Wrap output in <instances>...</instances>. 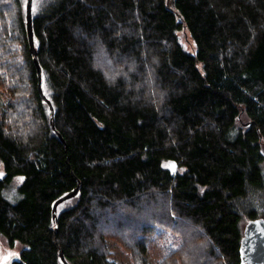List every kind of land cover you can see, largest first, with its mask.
I'll use <instances>...</instances> for the list:
<instances>
[{"label": "trees", "instance_id": "1", "mask_svg": "<svg viewBox=\"0 0 264 264\" xmlns=\"http://www.w3.org/2000/svg\"><path fill=\"white\" fill-rule=\"evenodd\" d=\"M27 1L0 0L12 264H120L119 250L151 264L159 235L175 246L158 264H241L264 219V0H33L53 121Z\"/></svg>", "mask_w": 264, "mask_h": 264}, {"label": "water", "instance_id": "2", "mask_svg": "<svg viewBox=\"0 0 264 264\" xmlns=\"http://www.w3.org/2000/svg\"><path fill=\"white\" fill-rule=\"evenodd\" d=\"M32 4L33 0L27 1V26L29 34V42L31 46V54L33 56L34 62L37 67L38 74V89L41 98L49 105L51 112V121H53L55 116V111L52 103L46 98L43 92V76L41 73V68L38 62L37 50L34 42V35L32 31ZM54 128V127H53ZM55 130V128H54ZM79 194V189L77 188L73 192L62 196L53 204V220L55 225H57L58 218V207L70 199L76 197ZM241 264H264V219L259 218L248 222L244 230V237L242 239L241 248ZM61 261L63 264H68L66 260L61 256Z\"/></svg>", "mask_w": 264, "mask_h": 264}, {"label": "rangeland", "instance_id": "3", "mask_svg": "<svg viewBox=\"0 0 264 264\" xmlns=\"http://www.w3.org/2000/svg\"><path fill=\"white\" fill-rule=\"evenodd\" d=\"M182 43L188 52H194V44L186 36L181 35ZM2 94L0 92V100H2ZM170 246H175V242L171 235L164 236L159 235L153 237V243L148 245V253L150 256L151 264H158L159 260L165 255L167 250H170ZM22 246L17 243L14 249L8 246L6 238L0 234V264H12L14 260L19 257ZM168 250V251H169ZM116 259L120 264H133L132 260L129 259L128 255L119 250L116 255Z\"/></svg>", "mask_w": 264, "mask_h": 264}, {"label": "snow or ice", "instance_id": "4", "mask_svg": "<svg viewBox=\"0 0 264 264\" xmlns=\"http://www.w3.org/2000/svg\"><path fill=\"white\" fill-rule=\"evenodd\" d=\"M22 179V178H21Z\"/></svg>", "mask_w": 264, "mask_h": 264}]
</instances>
